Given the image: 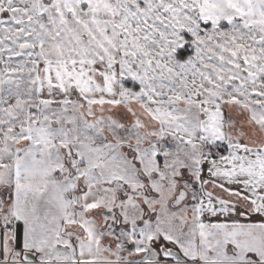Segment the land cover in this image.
<instances>
[{"label": "snow or ice", "instance_id": "obj_1", "mask_svg": "<svg viewBox=\"0 0 264 264\" xmlns=\"http://www.w3.org/2000/svg\"><path fill=\"white\" fill-rule=\"evenodd\" d=\"M0 264H264V0H0Z\"/></svg>", "mask_w": 264, "mask_h": 264}]
</instances>
